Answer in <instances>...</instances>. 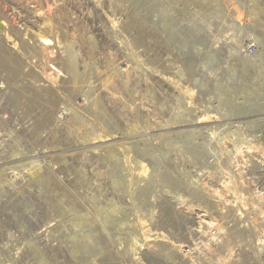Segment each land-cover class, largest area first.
<instances>
[{"label":"rangeland","instance_id":"374dc122","mask_svg":"<svg viewBox=\"0 0 264 264\" xmlns=\"http://www.w3.org/2000/svg\"><path fill=\"white\" fill-rule=\"evenodd\" d=\"M0 56V264H264V0H0Z\"/></svg>","mask_w":264,"mask_h":264},{"label":"bare ground","instance_id":"6f19581e","mask_svg":"<svg viewBox=\"0 0 264 264\" xmlns=\"http://www.w3.org/2000/svg\"><path fill=\"white\" fill-rule=\"evenodd\" d=\"M4 10V9H3ZM5 12V11H4ZM7 12V11H6ZM6 12H5V14H6ZM7 27V26H6ZM6 38V37H5ZM4 38V39H5ZM41 40V44H43V45H51L50 43H48L47 42V40L46 39H40ZM9 41V40H8ZM5 42H6V40H5ZM19 54H20V51H19ZM1 57V56H0ZM3 57V56H2ZM5 57V56H4ZM6 60H7V57L5 58ZM1 60V59H0ZM2 61H4V60H2ZM47 77V76H46ZM205 218H206V215L205 214H198V216H197V219L199 220V222L200 223H203V224H209V222H205Z\"/></svg>","mask_w":264,"mask_h":264}]
</instances>
